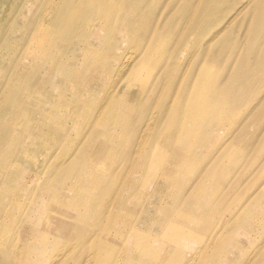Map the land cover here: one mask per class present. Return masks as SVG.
<instances>
[{"label":"bare ground","instance_id":"bare-ground-1","mask_svg":"<svg viewBox=\"0 0 264 264\" xmlns=\"http://www.w3.org/2000/svg\"><path fill=\"white\" fill-rule=\"evenodd\" d=\"M102 1L108 0H43L38 16L43 22L47 19L46 28H37L33 35L19 32L18 39L26 41V48L39 49L38 61L44 53L47 55L39 63L24 57L2 85L0 230L12 211L27 215L22 198L27 197L31 186L63 170L66 176L58 180L60 187L71 189L69 195L61 197L64 208L56 210L60 204L42 203L24 223L26 226L20 224L19 215L16 229L20 233L15 238L19 246H23L25 235L42 234L39 242L25 252L24 264H64L69 258L73 264H240L249 254L244 264H264V188L256 201L247 202L254 195L248 193L258 184L250 183L238 193L241 174L234 170L236 161L247 158V152L256 148L245 145V137L250 140L246 132L228 137L238 121L221 97L213 98L212 83L192 74L187 78L186 69L176 72L180 85L185 81L186 88L191 85L189 94L178 96L175 103L181 102L167 110L175 112L164 127L177 132L176 138H156L153 123L159 113L143 107V98L151 100L157 80L171 69L173 55L170 52L166 58L167 49L175 45L173 38L171 45L167 38L177 32L171 31L179 19L170 21L161 33L153 30L143 35L135 51L128 44L138 38L142 25L130 9L118 15L115 8L101 7ZM208 16L211 19L216 14L210 10ZM190 27L183 28L181 36ZM55 35V49L47 50ZM12 37L9 33L7 39L12 42ZM94 40L105 42L106 53L97 67L105 70L104 78L111 77L114 85L112 82L94 109V124L77 133L83 140L68 139L65 129L62 134V119L69 117L70 109L58 89L75 81L74 65L82 49ZM87 62L82 61L84 65ZM18 69H29L23 88L19 86L22 74ZM177 91L178 87L173 93ZM140 110L141 117L129 130L135 153L132 155L131 150L126 154L115 175H110L116 170L111 163L119 156L117 146L128 143L126 128L116 127L118 116H136ZM56 142L74 152L67 160L51 155L40 168L45 151ZM233 148L236 155L231 153ZM140 156L139 167L151 163V172H127L128 162ZM260 164L264 167V154ZM31 171L37 175L28 186L24 179ZM69 235L74 236V246L50 259L49 253L42 255L46 246L64 245ZM7 236L0 233V247L8 246ZM250 247H254L252 251ZM0 264L19 262L13 252H5Z\"/></svg>","mask_w":264,"mask_h":264},{"label":"rangeland","instance_id":"rangeland-1","mask_svg":"<svg viewBox=\"0 0 264 264\" xmlns=\"http://www.w3.org/2000/svg\"><path fill=\"white\" fill-rule=\"evenodd\" d=\"M42 2L43 0H36L34 3L26 0H0V94L4 91L2 85L9 81V77L17 70V66L24 57H28L30 62L45 61L47 52L38 61L36 56L39 55V49L37 47L26 48V41L18 39L19 32L33 35V31L37 28H41V26L46 28L47 19L43 22L42 18L38 16L43 6ZM58 2L65 4L67 1ZM206 6L209 8H206ZM101 7L112 8L113 10L115 8L114 11L118 15H122L124 9L131 10L129 12L142 25L137 35L138 38L128 44L129 48L135 51H137V44L143 35L148 33V36L153 30L161 33L170 21L179 19L176 22V27L171 31L177 32L172 37L167 38L170 45L173 38L172 43L175 45L167 49L168 55L166 58H168L170 52L173 55L170 64L171 69L167 76H162L157 80L153 87L151 100L147 102L143 98V107L146 108V111H157L159 113L153 123L157 132L155 137L167 139L172 136V138H176L177 132L172 133L164 127V122L175 112L167 110L168 108H175L181 102L175 103V99H178V96L184 97L187 92L189 94L188 88L191 86L186 88V81L180 85L176 79V72H179V70L183 72L186 69L187 78L191 74L193 77L207 78L205 80L210 81L213 85V98L218 100V97H221L227 109L234 114L236 121H238L234 128L236 121L229 130L227 127L225 128L226 131L228 130L227 136L232 128L233 131L228 137L235 138L246 132L250 140L248 141V138L245 137V145H252L256 148V150L247 152V155H249L247 158L242 157L240 161H236L234 168L236 174H241V182L236 191L241 193L247 189L250 183L253 185L258 184L254 192L250 191L248 193L254 195L247 200V202L256 201L264 188V167L260 164L261 157L264 154V0H108L102 1ZM210 10L212 15L216 14L211 19L208 16ZM188 26H191L189 32L187 34L184 32L181 36L179 32ZM123 29L128 31L126 26H123ZM9 33H13L11 39L15 38L12 42L7 39ZM57 36L55 35L50 41L47 50L55 49ZM179 38L181 39L176 46L175 42ZM104 43L103 41L94 40L82 49L73 68L75 81L68 82L64 88L58 89L70 109L68 111L69 117L62 119V134L65 129L68 139L83 140L77 133L83 127L94 124L92 116L94 109L99 106L104 93L114 85L111 77L104 78L105 70L97 67L106 53L103 49ZM11 46L13 48L10 56L12 62L9 66L7 60H9ZM140 46L141 44L139 48ZM83 59L88 60L86 65L82 63ZM29 69L24 72L18 69L22 74L20 88H23L25 77L29 75ZM125 75L123 74V77ZM177 87V93H173V90H177ZM216 93L219 96H216ZM159 110L163 111L160 112ZM141 115V110L138 115L132 117H120L119 114L116 127L117 129H119V126L126 128L128 143L117 146L116 150L119 156L111 163V165L116 166V170L109 173L110 175H115L118 166L126 158V154L129 155L133 150V135L129 130ZM143 121L146 120L143 119ZM61 139L62 136L57 142L59 143ZM146 139H148V133ZM56 143L45 151L46 153L39 164L40 168L45 166L51 155L57 154L58 157L67 160L69 154L74 152L73 149L62 148ZM217 149L213 150L209 156L214 154ZM139 151L142 152L141 149ZM134 153L135 150H133L132 155ZM231 153L236 155V149L233 148ZM141 159L142 156L132 163L129 161L127 172L133 169L136 174L141 172L143 174L150 173L154 167L151 166V163H149V166L139 167ZM206 162L205 160L203 165L200 166L201 170ZM36 175V171H31L25 177L24 180L27 181L28 186L29 180ZM64 176H66V173L63 174V170H61L39 185H33L29 188L30 193L26 198H22V203L25 201L27 207L25 217L22 211L17 209L7 215L0 233L8 234L9 243L8 246L0 247V256L5 252L10 254L13 252V257L16 258L17 262L24 264L25 252L29 249V246H35L39 242L42 234L38 229L39 232L35 233L34 237L26 232L25 234L28 235L24 236L23 246H19L15 241L16 236L20 233L19 229H16L19 226V215L21 218L20 224L26 226L27 224L24 223L35 212L36 207L41 208L42 203L60 204V207L56 210H62L64 207L62 206L63 199L61 197L69 195L67 193H70L71 190L68 187L61 189L58 180ZM41 192L43 194L40 196ZM44 195L45 197H43ZM30 202L31 206H29ZM14 212L16 215L15 222ZM261 212V215L264 216V210ZM207 221L209 222V220ZM12 237L14 239L13 245L10 243ZM73 238V235H69L65 239L64 245L62 243L57 245L56 248L55 246L54 248L46 246L42 255L46 256L49 253L48 258L50 259L57 252L67 250L75 245V242L71 240ZM68 240L70 241L67 242ZM254 247H250L249 250L252 251ZM250 257L251 254L243 257L240 264L246 263ZM64 264H73L72 258H69Z\"/></svg>","mask_w":264,"mask_h":264}]
</instances>
